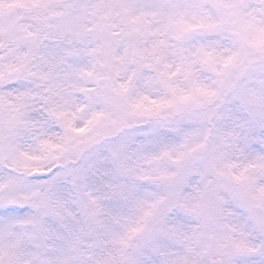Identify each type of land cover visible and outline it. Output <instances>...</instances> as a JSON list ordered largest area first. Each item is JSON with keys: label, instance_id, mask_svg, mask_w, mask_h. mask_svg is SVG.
Returning <instances> with one entry per match:
<instances>
[{"label": "snow or ice", "instance_id": "obj_1", "mask_svg": "<svg viewBox=\"0 0 264 264\" xmlns=\"http://www.w3.org/2000/svg\"><path fill=\"white\" fill-rule=\"evenodd\" d=\"M0 264H264V0H0Z\"/></svg>", "mask_w": 264, "mask_h": 264}]
</instances>
